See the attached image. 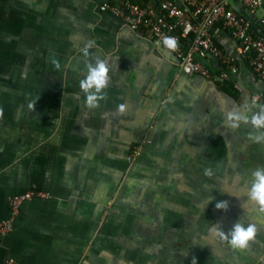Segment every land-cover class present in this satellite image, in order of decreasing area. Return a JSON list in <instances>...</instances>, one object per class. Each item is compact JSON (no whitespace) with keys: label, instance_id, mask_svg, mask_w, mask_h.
Here are the masks:
<instances>
[{"label":"crops","instance_id":"crops-1","mask_svg":"<svg viewBox=\"0 0 264 264\" xmlns=\"http://www.w3.org/2000/svg\"><path fill=\"white\" fill-rule=\"evenodd\" d=\"M133 1L158 9L156 0ZM104 4L118 1L0 0V222L10 217V196L30 190L48 196L21 205L11 231L0 236V264H163L171 253L187 261L185 235L175 249L174 237L164 235L186 233L177 225L184 219L186 228L199 219L206 228V221L228 215L256 225L243 251L248 256L235 251L244 260L232 261L254 264L251 251L264 247V212L246 202V193L252 171L264 167V142L248 139L249 125L223 126L225 111L249 106L251 115L258 111L254 98L264 104L251 55L218 23L214 41L236 59L238 74L227 81L187 76L158 42L102 12ZM243 5L247 14H240L264 39L263 11ZM89 40L90 52L110 69L107 99L91 110L79 88L85 73L79 49ZM203 63L215 77L227 70L211 55ZM136 145L142 155L131 164ZM221 201L227 211L216 209ZM219 240L205 236L198 244L221 247Z\"/></svg>","mask_w":264,"mask_h":264},{"label":"built area","instance_id":"built-area-1","mask_svg":"<svg viewBox=\"0 0 264 264\" xmlns=\"http://www.w3.org/2000/svg\"><path fill=\"white\" fill-rule=\"evenodd\" d=\"M117 1L116 6L104 4L101 11L122 20L133 32L146 33L161 46L165 36L175 37L178 48L171 55L181 64L187 76L200 75L205 79L227 81L238 74L236 59L222 52L214 41L212 28L221 23L223 29L240 44L241 53L251 55L250 66L258 79L264 81V39L254 37L251 21L231 7L232 0H181L190 12L173 0H156L158 9L142 8L133 0ZM241 1L251 11L261 10L264 13V0ZM209 55L220 60L227 69L218 77L203 63ZM141 155L142 145L134 146L129 160L134 162ZM47 197V194L33 190L10 196V217L0 222V236L11 231L13 221L24 202Z\"/></svg>","mask_w":264,"mask_h":264},{"label":"clouds","instance_id":"clouds-1","mask_svg":"<svg viewBox=\"0 0 264 264\" xmlns=\"http://www.w3.org/2000/svg\"><path fill=\"white\" fill-rule=\"evenodd\" d=\"M94 44V41L89 40L83 48L79 49L85 62L84 78L80 80L79 88L84 95L82 106L89 110L99 108L100 102L107 99L105 90L110 83V69L107 62L99 57H94L90 52ZM162 46L166 50L165 55L170 56L172 52L177 50L178 41L175 37L165 36L162 40ZM49 62L57 71L61 70V63L54 56L50 57ZM257 100L258 98L253 99L252 107H257L258 111L253 112L251 115L247 114L251 111L249 106H245L243 111L239 108L225 111L223 126L235 131L239 129L242 124L249 125L252 131L249 133L248 139L254 143H261L264 142V104H258ZM34 104L35 103H30L29 108L33 109ZM125 107L124 104H120L117 106L116 110L119 114H123ZM221 110L224 111L223 108ZM2 116L3 110L0 109V117ZM212 174L211 169H205V176L211 177ZM236 179L238 181L239 177H236ZM246 195L247 203L255 204L261 212H264V167H258L252 171ZM212 199L213 198L208 202ZM241 206L243 208V204ZM215 207L218 210L227 211L228 202H218ZM209 232L213 236L218 237L222 242L227 243L233 251L243 252L249 247L250 242L255 239L257 227L253 223L245 225L239 218L227 233L221 230L219 224H213ZM192 264H196L195 258H193Z\"/></svg>","mask_w":264,"mask_h":264},{"label":"rangeland","instance_id":"rangeland-1","mask_svg":"<svg viewBox=\"0 0 264 264\" xmlns=\"http://www.w3.org/2000/svg\"><path fill=\"white\" fill-rule=\"evenodd\" d=\"M136 146H138V145H136ZM131 152H132V150H131ZM131 152L129 153V156H130ZM176 202H178V204L181 207H183V201H176ZM181 207H178V208H181ZM208 215H210V214L208 213ZM193 219H195V218H193ZM232 219L238 220L237 217H233L232 215H228V216L220 217V219L217 221V224H219L221 226V228H224L223 223L228 222ZM241 219H243V218H241ZM185 220L186 219H184L183 221H181L177 225L184 228L186 233L182 234V233H178L177 231H175L174 234H167V235H164V237L165 238H167L169 236H171L172 238L174 237V245H170V246L174 247V249H175V248H177L178 245L181 244V242L183 241L182 236L185 235L184 238H186V243L184 245V253L187 256L186 257L187 261H185V260L179 261L181 257L179 259H177V261H175V257L173 255V253H171L170 255H168L166 257V260L163 264H192L193 258L196 259V264H233L232 263L233 260H244V258L248 256V254L244 255L243 252L239 251V253L244 258H240V259L235 258V256H234L235 251H233L227 245V243H225V242H224V244L221 243L220 240H219V242L223 246V247L221 246L222 249L220 246H208L205 248H201L199 244L201 242L205 241V236H207V237L212 236V234H210V232H209V229L214 224V221H215L214 218L211 221H206V228L201 227L202 223H201L200 219L197 220V222H195V221L191 222L188 225V227L186 228L187 225L185 223ZM182 228H180V229H182ZM160 234L161 233H158V235H156L155 237H158ZM190 243H193V244L191 245ZM225 246H226V248H225ZM251 250H252V248H251ZM244 252L246 253V250H244ZM251 252H253V254L250 255V257H251L250 260H255L254 264H263V262H264V247H262V249H259V251L255 249ZM155 254L157 256H160L161 251L156 250ZM190 255L193 257H190ZM136 262H137L136 264H152L151 262H144V261H136Z\"/></svg>","mask_w":264,"mask_h":264},{"label":"water","instance_id":"water-1","mask_svg":"<svg viewBox=\"0 0 264 264\" xmlns=\"http://www.w3.org/2000/svg\"><path fill=\"white\" fill-rule=\"evenodd\" d=\"M231 5L234 7L236 12H239L242 14V11H243L244 15L247 14V13H245L246 8L244 7L243 2L241 0H232Z\"/></svg>","mask_w":264,"mask_h":264},{"label":"flooded vegetation","instance_id":"flooded-vegetation-1","mask_svg":"<svg viewBox=\"0 0 264 264\" xmlns=\"http://www.w3.org/2000/svg\"><path fill=\"white\" fill-rule=\"evenodd\" d=\"M128 162L132 164V162L129 160V155H128Z\"/></svg>","mask_w":264,"mask_h":264},{"label":"trees","instance_id":"trees-1","mask_svg":"<svg viewBox=\"0 0 264 264\" xmlns=\"http://www.w3.org/2000/svg\"><path fill=\"white\" fill-rule=\"evenodd\" d=\"M255 37V36H254ZM256 38V37H255Z\"/></svg>","mask_w":264,"mask_h":264}]
</instances>
